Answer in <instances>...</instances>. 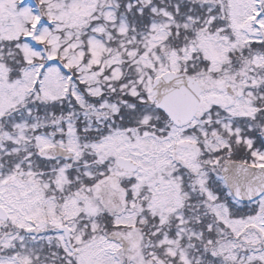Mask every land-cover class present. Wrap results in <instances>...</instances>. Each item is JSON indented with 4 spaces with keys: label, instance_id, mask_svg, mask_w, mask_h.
<instances>
[{
    "label": "snow or ice",
    "instance_id": "6c2138e0",
    "mask_svg": "<svg viewBox=\"0 0 264 264\" xmlns=\"http://www.w3.org/2000/svg\"><path fill=\"white\" fill-rule=\"evenodd\" d=\"M0 264H264V0H0Z\"/></svg>",
    "mask_w": 264,
    "mask_h": 264
}]
</instances>
